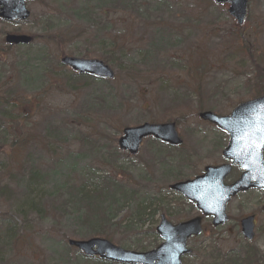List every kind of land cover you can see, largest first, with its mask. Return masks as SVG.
<instances>
[{
    "label": "rangeland",
    "instance_id": "1",
    "mask_svg": "<svg viewBox=\"0 0 264 264\" xmlns=\"http://www.w3.org/2000/svg\"><path fill=\"white\" fill-rule=\"evenodd\" d=\"M99 1L36 0L26 4L27 21H0V101L8 98L0 111L9 115L0 121V264H97L69 248V239L102 238L137 253L155 249L161 216L176 224L199 215L169 185L226 163L227 135L198 114L228 116L264 96V0H247L242 26L212 0ZM68 24L108 38L102 48L70 40L61 31ZM6 34L33 42L4 50ZM65 56L106 57L115 78L74 79L59 64ZM144 123H174L182 146L148 139L136 156L120 152L121 130ZM30 171L40 184L27 193ZM238 175L233 171L230 182ZM105 181L119 187L100 195ZM87 194L104 208L83 203ZM263 206L264 191L252 190L227 204L225 226L214 229L204 219L183 264H264ZM250 215L249 243L238 225ZM91 217L102 222L96 230L84 225Z\"/></svg>",
    "mask_w": 264,
    "mask_h": 264
},
{
    "label": "water",
    "instance_id": "2",
    "mask_svg": "<svg viewBox=\"0 0 264 264\" xmlns=\"http://www.w3.org/2000/svg\"><path fill=\"white\" fill-rule=\"evenodd\" d=\"M25 1L32 0H0V18L10 22L26 20L29 13L25 9ZM214 2L218 5L228 4V14L238 25H242L246 16V0H214ZM30 42L31 38L27 36L5 37V43L9 45H27ZM61 64L79 74L98 79L113 78V72L97 60L65 57L61 60ZM198 117L227 133L229 142L222 156L231 163L206 167L203 175L190 181L176 183L170 189L195 204L196 209L204 217H212V225L218 227L227 221L225 207L231 197L249 189L264 190V96L238 105L229 116L220 117L206 111L200 113ZM150 136L174 147L182 143L173 123L142 124L123 129L118 147L121 151L135 155L141 141ZM231 166H237L242 174L238 180L226 186L223 181L231 172ZM252 222V217L241 221V234L248 241L253 239ZM201 232L200 217L171 225L162 216L156 233L163 242L156 249L146 253L126 251L99 238L86 241L68 240L67 245L78 249L88 258L99 257L118 264H182V257L191 254V250L187 248V240L199 236Z\"/></svg>",
    "mask_w": 264,
    "mask_h": 264
},
{
    "label": "trees",
    "instance_id": "3",
    "mask_svg": "<svg viewBox=\"0 0 264 264\" xmlns=\"http://www.w3.org/2000/svg\"><path fill=\"white\" fill-rule=\"evenodd\" d=\"M99 2H102V3H105V2H109L110 4L109 5H112L113 3L117 2L118 5H120L119 2H122L121 0H101ZM124 7V6H122ZM118 9V8H116ZM103 17H107L109 14H104L102 13ZM50 19V18H49ZM50 20H53V19H50ZM106 24H109V22H106ZM71 26L72 24H68L66 28H63L61 31L65 34V35H68L70 40H71V37H75L77 40H82V41H95V44L96 46L98 47H103V41H106L107 38H108V34H106L105 32H103V34H101L100 36H95L94 37H90L89 35V31L87 28H83V27H79L77 29H74V30H71ZM106 26V25H105ZM62 27V26H61ZM93 26H90L89 28H91ZM101 31V30H100ZM112 46H118V45H112ZM117 49H119L118 47H116ZM121 50V49H120ZM88 52L85 53L84 57H88ZM103 62H108V59L105 57V58H102ZM101 60V61H102ZM71 77H74V79H83V77H80L74 73H71ZM40 78V76L38 74L35 73V80ZM8 98L3 100V101H0V103L4 102V103H7L8 101ZM17 104H14V106H16ZM8 111L6 108H3L1 109L0 111V121H2L3 119H7L8 118ZM46 122H51V117H48L46 119ZM1 129V127H0ZM47 134V133H46ZM31 173V171H30ZM40 178L37 174L35 173H31L30 174V181H29V184L30 186L28 187L27 189V193L30 192L31 190V186H38L40 184V182L37 183V181H39ZM83 187L81 188H75L74 191L76 192V194L79 192V191H82ZM118 188V186H116L115 184L113 183H109V182H104V185H103V190L101 191L100 195H102L103 193H105V196L110 192V191H114ZM27 193H24V196H26ZM89 197V198H88ZM98 196H94V195H88L87 194V197H84L83 200L85 202H88V203H85V204H96L95 200H93L92 198H97ZM95 212L96 211H101L103 208H104V205L101 203H97L95 205ZM146 210V209H145ZM102 222H99V219L97 217H91V218H86L85 221H84V225L86 226H89L91 228H93L94 230H96V228L99 227V225H101ZM247 260H249V262H252V258L255 256V252L253 250H251L250 252L246 253L245 254ZM88 261H91V262H94V263H97V264H110V263H106V262H103V261H99L97 259H91V260H88ZM229 264H235L233 260L230 261Z\"/></svg>",
    "mask_w": 264,
    "mask_h": 264
},
{
    "label": "flooded vegetation",
    "instance_id": "4",
    "mask_svg": "<svg viewBox=\"0 0 264 264\" xmlns=\"http://www.w3.org/2000/svg\"><path fill=\"white\" fill-rule=\"evenodd\" d=\"M236 180V179H235ZM235 180H232L231 182H230V176L227 178V182H225V184H231L233 181H235ZM238 228H239V231H240V222H239V225H238Z\"/></svg>",
    "mask_w": 264,
    "mask_h": 264
}]
</instances>
